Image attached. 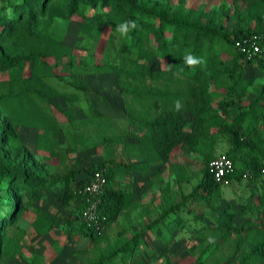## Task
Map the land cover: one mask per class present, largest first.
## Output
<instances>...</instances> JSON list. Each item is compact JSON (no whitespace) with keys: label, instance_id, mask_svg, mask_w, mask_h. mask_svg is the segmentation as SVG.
I'll return each mask as SVG.
<instances>
[{"label":"trees","instance_id":"1","mask_svg":"<svg viewBox=\"0 0 264 264\" xmlns=\"http://www.w3.org/2000/svg\"><path fill=\"white\" fill-rule=\"evenodd\" d=\"M0 1V73H7L11 88L0 94V148L6 147L1 152L3 158L12 152L13 160L12 165L7 161L0 165V179L6 185L0 197V248L6 255L12 256L20 249L22 234H6V231L26 206L59 191L63 202L78 198L81 210L85 199L79 189L93 171L104 168L106 185L99 204V212L105 216L104 226L97 229L83 222L79 214L76 216L80 223L79 232L93 240L98 239L134 200L130 193L114 186L116 176L145 173L155 162L167 164L172 153L179 148L187 155L197 150L202 162L201 181L184 197V201L197 200L207 204L213 210L212 220L216 227L236 235V249H245L237 264H264V184H259L264 177V56L256 61L262 69L263 80L255 90L254 98L240 107L232 119L226 120L213 108L214 99L208 92L209 82L213 81L222 89V99L217 104L224 106L243 95L248 81L235 70L239 61L252 62L242 58L236 43L242 37L256 33L264 45V29L248 25L226 32L222 21L202 25L177 12L170 14L165 8L147 6L137 0ZM233 1L260 7L264 13V0ZM5 8L9 11L6 12ZM78 16L81 39L78 45L94 47L107 32L105 44L111 45L106 51L115 49L116 45L126 57L124 64L73 65L69 71L78 77L94 73L115 77L126 108V122L123 134L106 136L104 141L118 143L124 151L138 153L143 162L99 164L90 168L73 188L71 184L76 173L70 170L53 188L50 182L37 180L35 168L26 165L16 128L34 130L32 143L36 155L45 160L53 158V140L58 137L61 124L56 114L68 122L73 119L74 111L53 104L49 99L62 96L69 102L79 101L86 86L77 83L67 90H58L49 85V66L45 59L72 56L76 46L66 43L62 36L50 35L47 30L55 19L70 20ZM126 21H134L135 26L122 35L117 28ZM20 49L26 50V55L18 60L13 53ZM189 52L199 57L197 64L185 62L184 57ZM133 56H136V62L143 57L147 62L155 57L160 62L150 70L145 64L132 65L130 59ZM125 61L131 62L130 65ZM185 112L193 116V133L182 137L187 124ZM197 134L214 140L223 137L227 142L225 154L234 163L233 172L227 176L228 184L214 180L208 163L215 156L206 145L202 146L205 151L198 149ZM242 180L247 181L250 192L240 210L230 206L220 209L216 204L220 187ZM165 204L162 219L179 207V204ZM237 218L244 221L237 224ZM54 224V215L47 210H36L33 220L36 233L45 235ZM138 240L137 236L131 238L97 264H125V257L130 258L137 251Z\"/></svg>","mask_w":264,"mask_h":264},{"label":"rangeland","instance_id":"2","mask_svg":"<svg viewBox=\"0 0 264 264\" xmlns=\"http://www.w3.org/2000/svg\"><path fill=\"white\" fill-rule=\"evenodd\" d=\"M137 1L158 9L165 8L170 14L177 12L180 16H186L202 25H215L222 21L226 32H230L232 28H246L248 25L264 29V13L260 7L233 0ZM4 10L8 12L9 8ZM79 24V16L70 20L55 19L47 30L50 35L62 36L66 43L76 46L72 56L45 59L49 66V85L58 90H67L77 83L86 86L85 94L80 95L79 101L69 102L62 96L49 99L53 104H59L62 108L70 107L74 111L73 119L68 122L63 120L62 115L55 113L61 124L58 137L53 140V158L45 160L36 155L32 143L34 130L16 128L24 148L23 158L26 165L35 168L37 180L50 182L53 188L59 185L58 179L70 170L76 173L71 184L73 188L77 181L86 176L90 168L99 164L143 162L138 153L124 151L118 143L109 144L104 141L106 136L123 134L126 122V108L115 77L96 73L78 77L69 71L73 65L95 67L108 63L124 64L126 56L116 45L115 49L106 51L111 45L105 44L107 32L94 47L78 45L81 42ZM114 39L116 43L117 36ZM25 55L24 49L13 53L14 58L18 60ZM130 60L132 65L145 64L150 70L160 62L156 57L148 62L146 57L140 58L138 62L136 56ZM131 62L125 61V64L130 65ZM235 73L247 80L248 85L243 95L227 106L217 104L222 99V89L213 81L209 82L208 92L214 99L213 108L226 120L232 119L240 107L254 98L255 90L263 80L262 69L256 62L239 61ZM8 84L10 85V81L7 73H0V94L9 92L11 88ZM185 116L187 124L182 137L193 133V116L190 112H185ZM197 136L200 142L198 149L205 151L202 146H208L207 149L211 150L213 157L225 154L228 150L223 137L214 140L204 135ZM4 150L6 147L0 148V165L5 161L12 165V152L3 158L1 152ZM13 154H16V151ZM237 165L239 166V163ZM201 178L200 154L197 150L188 155L183 154L179 148L172 153L167 164L155 162L148 166L145 173L117 175L114 186L130 193L134 200L96 240L78 230L80 223L76 216L80 212V200L74 197L69 202H63L61 192H51L35 204L26 206L15 223L8 226L6 234H22L20 249L9 256L0 248V264H97L135 236L139 238L137 251L132 257H125V264H228V261L229 264H237L245 249H236V235L225 228L216 227L212 220L213 210L207 204L197 200L184 201V197ZM261 180L259 184H264V177ZM5 186L0 179V197L5 191ZM249 192L247 181H236L220 187L216 204L220 209L230 206L239 211ZM165 202L171 205L179 204V207L174 208L162 219ZM37 209L47 210L55 217L53 229L45 235L36 233L33 228ZM242 220L237 218L235 222L239 224Z\"/></svg>","mask_w":264,"mask_h":264},{"label":"built area","instance_id":"3","mask_svg":"<svg viewBox=\"0 0 264 264\" xmlns=\"http://www.w3.org/2000/svg\"><path fill=\"white\" fill-rule=\"evenodd\" d=\"M236 46L245 61L256 62L264 56V45L261 44L259 34L251 33L242 37ZM208 167L214 180L226 185L228 184L227 176L234 170V163L226 154H219L209 161ZM105 185V169L100 168L93 171L89 180L79 189V194L85 199V206L79 212L80 218L97 229L102 228L105 222V216L99 212Z\"/></svg>","mask_w":264,"mask_h":264},{"label":"clouds","instance_id":"4","mask_svg":"<svg viewBox=\"0 0 264 264\" xmlns=\"http://www.w3.org/2000/svg\"><path fill=\"white\" fill-rule=\"evenodd\" d=\"M135 26L134 21H126L122 24H120L117 28V30L122 34L125 35L131 27ZM185 62L188 65H195L199 62V57L194 56L191 52L187 53L184 57Z\"/></svg>","mask_w":264,"mask_h":264}]
</instances>
